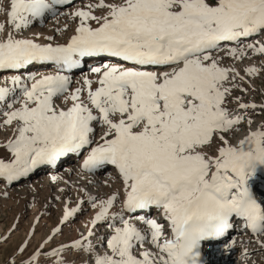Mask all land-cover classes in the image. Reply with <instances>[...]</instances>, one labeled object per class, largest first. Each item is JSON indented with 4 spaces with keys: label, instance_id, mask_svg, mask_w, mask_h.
<instances>
[{
    "label": "snow or ice",
    "instance_id": "obj_1",
    "mask_svg": "<svg viewBox=\"0 0 264 264\" xmlns=\"http://www.w3.org/2000/svg\"><path fill=\"white\" fill-rule=\"evenodd\" d=\"M71 3L10 0L0 7L7 17L0 72L57 69L0 79V129L9 131L0 178L11 184L83 155V172L112 166L122 192L89 197L97 211L87 236L45 252L49 236L22 264H41V256L67 264L62 253L72 249L88 253V264H207L204 243L224 238L225 250H233L237 222L264 250V198L256 190L264 123L253 127L249 111L264 112V104L233 95L248 91L245 77L264 71L248 66L241 75L235 67L250 52L264 56V0H96L69 14L78 23L65 43L22 35ZM88 59L96 62L91 75L73 88L67 73ZM80 210L66 203L60 223ZM100 224L110 231L93 245ZM243 255H251L247 247Z\"/></svg>",
    "mask_w": 264,
    "mask_h": 264
},
{
    "label": "rangeland",
    "instance_id": "obj_2",
    "mask_svg": "<svg viewBox=\"0 0 264 264\" xmlns=\"http://www.w3.org/2000/svg\"><path fill=\"white\" fill-rule=\"evenodd\" d=\"M85 1L86 0H72V3L69 5L58 6V15L62 12L63 16L66 17L64 14L68 15L79 7L83 8L92 0H87V3ZM92 2L94 3V1ZM68 17H70V15H68ZM27 31L28 30L23 31L22 35ZM255 39L261 38L256 37ZM95 63V61L91 62L86 68L83 64L75 73H80L81 75L79 76L82 79L83 75H89L87 71L91 66L95 65ZM224 63L228 65L232 64L233 61L231 58L225 56ZM248 66H256L257 68L264 66V56L253 55L250 52L248 58H245L242 62H235V67L240 71L241 75H245L244 68ZM240 83L242 87L248 89V91L241 92L239 89H236L233 92L234 96H241L245 103H255L257 105L264 104V71L257 76L245 77V81ZM72 86L74 88L79 85L76 86L72 83ZM230 107H235V104L233 103ZM249 111L255 120L253 127L264 123V112H261L259 108H257L254 113H252L251 110ZM99 134L100 129L97 128V137ZM243 134V132L240 133L241 136ZM8 135L9 131L0 129V152L3 151L2 145ZM233 142H236L235 138ZM4 154L7 155L6 153ZM80 158L81 156H78V158L70 164V167L77 166ZM66 165V161L63 159L55 167L54 174H58V177L61 175V179H63L62 177H66V179H63L65 181L69 178L68 183H64L65 181L58 179L56 182H45V184L42 177L49 171L38 168L27 176L21 177L11 184L6 182L3 188L0 187V264H22V262L41 244H44V241L47 240L49 236H52V239L47 244H44L43 251L45 252H50L52 249L58 248L62 244H71L74 240L80 239L81 234L85 235L84 229L81 226L90 225L89 222L93 217V215L90 217V209H87L88 207H83V211L80 210V213L77 212V216L72 217V219L69 218L66 223H60L66 203H68L69 207H76L78 204L79 206L81 205V201H83V203L86 202L84 200L86 192L83 187H81L83 186V181L76 179L77 181L75 180V182H72L70 177L74 176V174L71 172L66 173ZM109 173L110 167L108 166L99 176L101 178L105 175L109 176ZM111 188L109 190H111ZM60 189L64 191H60ZM104 195L105 193H102L98 195L97 198L102 199ZM262 197H264V195H262ZM88 206L91 207V204ZM81 208L82 207H80V209ZM57 227L60 228V232L53 236V229ZM104 227V224L97 225V228L94 230L95 235L89 237L93 245L99 244L100 241L107 236L109 230L107 231ZM235 227H238V229L241 228L238 222ZM230 236L235 239L233 231L230 232ZM250 236L251 233L249 232L248 241L235 239L236 245L232 251L233 254H231L234 257L230 259L232 263L238 260L234 264H264V250L259 249V246L254 242H249ZM25 242H27V248L21 253L19 248L25 244ZM222 242L224 243V239ZM84 243H87V241ZM245 247L248 248L251 254L248 260L243 259L245 257L243 255ZM62 255L65 257L67 264H88V253L86 252H78L76 249H72L71 251H65ZM52 259L54 258L46 256L40 257L41 264H50Z\"/></svg>",
    "mask_w": 264,
    "mask_h": 264
},
{
    "label": "bare ground",
    "instance_id": "obj_3",
    "mask_svg": "<svg viewBox=\"0 0 264 264\" xmlns=\"http://www.w3.org/2000/svg\"><path fill=\"white\" fill-rule=\"evenodd\" d=\"M92 1L96 2V0H92ZM92 1H90V2H92ZM9 2H10V0H0V7L7 9L9 6ZM85 2H84V4H85ZM96 14L97 15L100 14L99 10L96 12ZM64 15H66V17L63 16L62 12L56 17H52L49 15L42 22H36L32 26H30L28 29H26L28 31L25 32V34L23 36L27 37V38H34V39L38 38V42H41V43H53V44L65 43L70 38V36L72 34H74V29L77 26L78 20L68 17L69 14L68 15L64 14ZM6 21H7L6 15L3 13H0V23H6ZM65 25H67V28H65ZM93 26H95L94 23H93ZM26 30H23V31H26ZM46 37H52V39L46 40ZM93 61L94 60H92V59H88L85 63H83L84 67L85 68L88 67V65ZM93 66H95V65H93ZM56 70H57L56 66L52 65V64L34 65V66L29 67L28 69L20 70L19 73L8 72V71L0 72V79H2L3 77L16 75V74L27 75V73H29V72H31L33 74L52 73V72H55ZM76 70L77 69H74L71 73H67V74L71 75V78H72L74 85L77 86V85H79L77 82L81 81V78L79 76L81 74L75 73ZM87 72H89V70ZM89 75H91L90 72H89ZM76 158H78V156H76V155H71L69 157L64 158V160L66 161V164H67L65 166V171H66V173L71 172L74 174V176L70 177V180L72 182H75L76 179L83 181V186H81V187H83L84 191L86 192L85 198H84V200L86 202L83 204L81 203L80 207H82L81 211L84 210L83 207H85V208L88 207L87 209H90V213H89L90 217H92V215L93 216L95 215V212L97 211V209H93L90 206H88V205H90V203L88 202L89 197L95 196L97 198L98 195L105 193V195L102 197V199H104L114 191L120 190L122 192L121 181H120V179L116 173V170L112 166H109L110 167L109 176L105 175L102 178L99 175L108 166H106L105 168L97 170L95 173L83 172L81 167H80V165L82 163L83 155H81V158L79 159L77 166L70 167V164H72ZM58 163H57V165H58ZM55 167L47 166V165L40 167L41 169H43L45 171L46 170L49 171V172L45 173L42 177L43 178L42 180L44 183L45 182H48V183L51 182L52 181L51 177L53 175L58 176V174H54L55 173V171H54ZM60 177H61V175H60ZM62 178L66 179V177H62ZM63 179H60V180H63ZM68 180H69V178L66 181L65 180H63V181H65L64 183H66V182L68 183L69 182ZM6 182H7L6 180H4L3 178H0V187L3 188V185ZM88 186H89V188H88ZM7 187H8V184H7ZM110 188H111V190H109ZM256 190L261 197H262V195H264V178H259L256 181ZM262 198H264V197H262ZM98 199H100V198H98ZM118 207H119V204L116 205V208H118ZM151 215L155 217V216H158L159 213L155 209H153L151 212ZM76 216H77V213L74 217H76ZM70 219H72V217H70ZM100 225H102V224H100ZM239 225L241 226V228L238 229V227H234L233 229H231V231H233V233L235 235V239L236 240H242V241L243 240L248 241V233L250 231H246L240 223H239ZM81 227L84 229L85 236H87L88 228L90 227V225L81 226ZM104 229H106L107 231L109 230L106 226L104 227ZM223 239L224 238H222L219 241L211 240V241H207L204 243V245H203V248H204L203 249V256H204V259L207 261V264H234L235 262L238 261L237 260L234 263L231 262L230 259H232L234 257L231 254H233L232 251L234 249L230 250V251L225 250L224 243L222 242ZM239 243H241V242H239ZM242 246H243V244H242ZM248 258L249 257H247V258L244 257L243 259L248 260Z\"/></svg>",
    "mask_w": 264,
    "mask_h": 264
}]
</instances>
